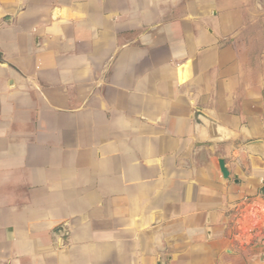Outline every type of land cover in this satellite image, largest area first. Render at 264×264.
Listing matches in <instances>:
<instances>
[{
	"label": "crops",
	"instance_id": "obj_1",
	"mask_svg": "<svg viewBox=\"0 0 264 264\" xmlns=\"http://www.w3.org/2000/svg\"><path fill=\"white\" fill-rule=\"evenodd\" d=\"M263 186L264 0H0V264H264Z\"/></svg>",
	"mask_w": 264,
	"mask_h": 264
},
{
	"label": "water",
	"instance_id": "obj_2",
	"mask_svg": "<svg viewBox=\"0 0 264 264\" xmlns=\"http://www.w3.org/2000/svg\"><path fill=\"white\" fill-rule=\"evenodd\" d=\"M197 118H199L198 115L195 116V120H196ZM219 165H220V171H221L223 177H227V171H226V169H225L224 166H223V161H220V162H219ZM263 193H264V186H263Z\"/></svg>",
	"mask_w": 264,
	"mask_h": 264
}]
</instances>
